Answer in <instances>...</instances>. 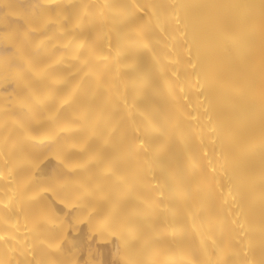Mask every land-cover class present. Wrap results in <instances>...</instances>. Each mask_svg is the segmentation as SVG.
Listing matches in <instances>:
<instances>
[{
	"label": "bare ground",
	"instance_id": "1",
	"mask_svg": "<svg viewBox=\"0 0 264 264\" xmlns=\"http://www.w3.org/2000/svg\"><path fill=\"white\" fill-rule=\"evenodd\" d=\"M0 264H264V0H0Z\"/></svg>",
	"mask_w": 264,
	"mask_h": 264
}]
</instances>
